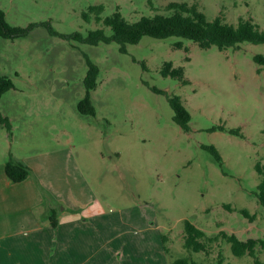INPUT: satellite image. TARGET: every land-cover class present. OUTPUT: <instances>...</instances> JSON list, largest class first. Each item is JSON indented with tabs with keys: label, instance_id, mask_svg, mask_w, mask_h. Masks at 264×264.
I'll return each mask as SVG.
<instances>
[{
	"label": "rangeland",
	"instance_id": "374dc122",
	"mask_svg": "<svg viewBox=\"0 0 264 264\" xmlns=\"http://www.w3.org/2000/svg\"><path fill=\"white\" fill-rule=\"evenodd\" d=\"M171 2L196 3L209 20L221 15L236 24L251 18L264 29V0H0V9L12 26L48 22L60 34L87 36L101 27L111 34L93 15L90 22L84 20L92 5H104L102 17L119 10L135 22L164 12ZM257 54L264 55V44L204 49L190 39L150 36L122 52L115 41L80 43L51 35L43 25L14 40L0 36V74L14 84L0 99L14 137L8 138L1 126L0 140L3 134L15 147L70 148L85 188L109 211L104 217L136 220L123 226L125 234L145 236L150 254L160 246L172 264L179 258L254 264L248 254L235 256L223 239L210 243L208 252L187 250L184 221L207 236L224 231L241 240H264L255 169L258 161L264 165V65L255 61ZM86 55L100 68L91 92L94 116L78 110L86 93ZM167 61L184 68L187 84L163 76ZM173 95L181 96L191 113L189 132L174 121ZM216 125L239 128L244 137L212 131ZM204 145L216 146L223 164ZM243 208L255 215L253 221L240 213ZM257 249L264 260V246ZM129 264L138 262L134 257Z\"/></svg>",
	"mask_w": 264,
	"mask_h": 264
},
{
	"label": "crops",
	"instance_id": "0c3cea01",
	"mask_svg": "<svg viewBox=\"0 0 264 264\" xmlns=\"http://www.w3.org/2000/svg\"><path fill=\"white\" fill-rule=\"evenodd\" d=\"M13 135L12 126L7 137ZM10 156L29 167L25 180L13 182L6 175ZM80 167L67 146L15 147L1 134L0 264H129L134 257L138 264H172L160 246L150 254L145 236H126L123 226L136 220L104 217L109 211L85 188ZM51 210H56V226ZM101 226H106L103 233Z\"/></svg>",
	"mask_w": 264,
	"mask_h": 264
},
{
	"label": "trees",
	"instance_id": "16d2710c",
	"mask_svg": "<svg viewBox=\"0 0 264 264\" xmlns=\"http://www.w3.org/2000/svg\"><path fill=\"white\" fill-rule=\"evenodd\" d=\"M103 11L104 5H92L88 11L83 13V18L85 21L90 22L93 15L96 21L110 28L111 34L106 33L104 27H101L89 31L88 35L84 36L79 32L71 35L60 34L48 22L31 23L27 27L12 26L6 20V13L0 9V36L5 39L14 40L27 36L34 27L43 25L48 28L51 35L72 39L80 43L98 45L101 42L110 43L115 41L120 44L122 52H127L129 44L139 43L143 36H150L156 39H168L171 37L190 39L204 49L215 45L222 50L229 47H238L242 42L264 44V29H261L251 18H240L236 24L226 22L221 15L213 20H209L196 3L171 2L166 6L164 12L155 13L152 16H142L135 22L128 21L119 10L106 17H102ZM176 46L181 47V43ZM85 58L88 65L87 74L84 79L86 93L78 104V110L81 114L94 116L96 110L93 105L91 92L97 87L100 68L88 55ZM254 58L257 63L264 65V55L257 54ZM143 65L147 68L145 63ZM161 73L165 77L178 79L183 84L189 82L184 78V68L174 67L170 61L163 64ZM13 87L12 79L0 74V99L5 92ZM170 104L174 111V121L182 130L189 132L191 130L190 121L192 117L184 105L181 96L173 95L170 98ZM0 126L6 128L11 133V121L3 114L1 108ZM215 130L226 131L230 134L244 137L239 128L229 129L223 125H216L212 128V131ZM203 147L210 151L216 161L223 164V157L216 146L204 145ZM255 169L259 175L256 195L260 205L264 207V165L258 161ZM5 171L8 178L13 182H21L30 174L29 167L12 156L6 162ZM226 207L230 209V205L227 204ZM240 213L251 221L255 219V215L251 214L246 208L241 209ZM50 220L53 226L57 225L56 210H51ZM184 235V248L189 251L208 252L207 248L210 243L223 239L230 244L231 251L235 256L248 254L254 258V264H264V260L259 259L257 255V245L264 246L263 239L249 238L241 240L237 235L228 234L224 231H220L214 236H207L203 230L196 227L189 220L184 221ZM165 249L167 251V248ZM173 264L197 263L191 261L189 258H179L174 260Z\"/></svg>",
	"mask_w": 264,
	"mask_h": 264
}]
</instances>
